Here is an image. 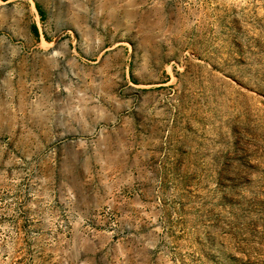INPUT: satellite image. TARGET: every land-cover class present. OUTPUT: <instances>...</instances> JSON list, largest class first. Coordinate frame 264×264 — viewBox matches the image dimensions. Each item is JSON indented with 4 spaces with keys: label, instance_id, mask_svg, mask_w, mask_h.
Returning a JSON list of instances; mask_svg holds the SVG:
<instances>
[{
    "label": "rangeland",
    "instance_id": "374dc122",
    "mask_svg": "<svg viewBox=\"0 0 264 264\" xmlns=\"http://www.w3.org/2000/svg\"><path fill=\"white\" fill-rule=\"evenodd\" d=\"M0 264H264V0H0Z\"/></svg>",
    "mask_w": 264,
    "mask_h": 264
},
{
    "label": "trees",
    "instance_id": "16d2710c",
    "mask_svg": "<svg viewBox=\"0 0 264 264\" xmlns=\"http://www.w3.org/2000/svg\"><path fill=\"white\" fill-rule=\"evenodd\" d=\"M4 1H6V0H4ZM41 13V12H40ZM43 14H41V16H42Z\"/></svg>",
    "mask_w": 264,
    "mask_h": 264
}]
</instances>
